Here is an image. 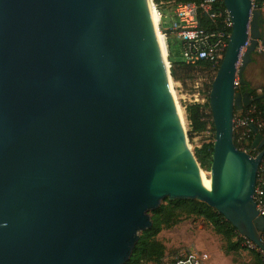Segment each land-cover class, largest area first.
<instances>
[{
	"label": "water",
	"instance_id": "water-1",
	"mask_svg": "<svg viewBox=\"0 0 264 264\" xmlns=\"http://www.w3.org/2000/svg\"><path fill=\"white\" fill-rule=\"evenodd\" d=\"M223 2L233 25L209 93V188L149 0H0V264H126L167 198L206 202L264 250V134L250 125L255 156L234 139L235 112L264 99L235 85L264 47V9Z\"/></svg>",
	"mask_w": 264,
	"mask_h": 264
},
{
	"label": "built area",
	"instance_id": "built-area-1",
	"mask_svg": "<svg viewBox=\"0 0 264 264\" xmlns=\"http://www.w3.org/2000/svg\"><path fill=\"white\" fill-rule=\"evenodd\" d=\"M252 2L255 6L259 0H252ZM176 5L173 10L174 19L172 23L165 26L164 13L156 2L161 14L160 28L166 37L168 49H170V37L173 35V38L181 41V56L187 65L198 68L202 67L203 62H206L211 68L219 69L228 47L233 25L232 17L227 8H222L219 0H200L198 3L179 2ZM202 19L207 20L210 26H203L201 24ZM249 44L250 41L248 40L241 48L238 66L242 63L243 54ZM235 85L236 88L241 85L238 76ZM191 97V102H207L206 96H201L200 90L193 93ZM205 120L208 121L206 129L208 130L213 121V115L210 114L209 110H206ZM251 124L256 125L258 130L264 134V117L254 103L235 112L234 128L238 134V143L241 146L239 148L255 156L259 150L252 146L256 133L250 127ZM254 200L259 214L264 216V155L257 173ZM245 238L247 246L259 250L264 260V250L248 237ZM209 258L210 255L207 252L186 249L164 264H204Z\"/></svg>",
	"mask_w": 264,
	"mask_h": 264
},
{
	"label": "trees",
	"instance_id": "trees-1",
	"mask_svg": "<svg viewBox=\"0 0 264 264\" xmlns=\"http://www.w3.org/2000/svg\"><path fill=\"white\" fill-rule=\"evenodd\" d=\"M159 2L160 0H155ZM179 2H200V0H178ZM220 1V6L225 8L223 0ZM201 24L203 26H210L207 20L202 19ZM168 58L171 62V73L174 79L185 80L188 78L193 70L194 66L187 65L181 57H178L180 51L173 52L170 46L168 49ZM211 68V66L203 62L202 67ZM219 69H216L218 71ZM212 85V84H211ZM238 91L245 92L250 91L252 96L257 97L258 94L255 89L248 88L247 85L241 84ZM257 105L258 109L261 111L264 117V99H257L253 102ZM185 109L187 113V118L189 120V135L200 134L207 129L208 121L205 120L206 110L211 112L209 105V94L207 97V102H188L185 104ZM213 129L214 122H211ZM235 143L238 147H241L238 143V134H234ZM214 151V140L205 142L201 148L196 150V155L202 164V167L210 170L212 164V155ZM152 219V226L141 231L140 237L134 247L131 258L126 264H142V262L153 261L156 264H164V255L166 247L159 241L156 237L158 234L166 227H171L176 225L181 221L183 216L187 215H197L203 217L207 220L214 228V230L221 234L226 239V250L236 251L242 248H247L253 254V261L249 264H264V260L261 256L259 250L251 248L247 245H243L246 238L240 235L237 228L228 221L225 216L218 212L216 209L211 207L204 201L196 199H174L169 198L156 209L150 212ZM261 235L264 238V231H261Z\"/></svg>",
	"mask_w": 264,
	"mask_h": 264
},
{
	"label": "rangeland",
	"instance_id": "rangeland-1",
	"mask_svg": "<svg viewBox=\"0 0 264 264\" xmlns=\"http://www.w3.org/2000/svg\"><path fill=\"white\" fill-rule=\"evenodd\" d=\"M156 4V1L153 0ZM158 7L164 13L165 26L172 23L174 19V9L179 3L178 0H160ZM170 35V34H169ZM173 36V35H172ZM170 37V46L173 52L180 51L178 57H181V41ZM263 58H259V61L255 63V68L264 71ZM218 71L213 68L198 67L193 70L191 75L185 80H175V94L176 104L179 105L182 114L184 116V133L186 135L188 146L195 152L205 142H209L215 139V129L212 124L208 130L200 134L189 135V120L185 109V104L191 102V95L200 90L201 96L208 97L211 90V84ZM249 70L244 72V77L252 80L253 89L258 94L264 93V82L257 76H251ZM253 77V78H252ZM199 87V88H197ZM203 170L209 176L210 170L203 167ZM165 201V200H164ZM163 201V202H164ZM162 202V203H163ZM240 233V232H239ZM244 238L246 236L242 235ZM161 241L165 247L164 262L170 261L177 257L182 251L186 249H195L196 251L207 252L210 258L204 262V264H249L253 261V254L247 248H242L234 251L226 250V239L218 234L213 226L201 216L187 215L183 216L181 221L174 226L164 228L156 237ZM246 241V240H245ZM244 241L243 245H247ZM142 264H156L153 261L142 262Z\"/></svg>",
	"mask_w": 264,
	"mask_h": 264
},
{
	"label": "bare ground",
	"instance_id": "bare-ground-1",
	"mask_svg": "<svg viewBox=\"0 0 264 264\" xmlns=\"http://www.w3.org/2000/svg\"><path fill=\"white\" fill-rule=\"evenodd\" d=\"M149 3H150L151 13H152V19H153L154 25L157 29L158 40H159V44H160L162 57H163L165 67H166L168 75H169V83H170V89H171L172 97H173V100H174V103L176 106L178 117H179L181 125L184 129V123H185L184 122V116L182 114V111H181L179 105L176 104L177 99H176V94H175L176 92H175V88H174V85L176 83H175V80H174L172 73H171V62L168 58V55H169L168 54L169 53L168 52V45H167L166 37L160 28L161 14H160L158 7L156 6V4L154 3L153 0H149ZM202 179H203L204 184L207 187H209V188L212 187V179L210 178V176H207V174L205 173L204 170H202Z\"/></svg>",
	"mask_w": 264,
	"mask_h": 264
},
{
	"label": "crops",
	"instance_id": "crops-1",
	"mask_svg": "<svg viewBox=\"0 0 264 264\" xmlns=\"http://www.w3.org/2000/svg\"><path fill=\"white\" fill-rule=\"evenodd\" d=\"M259 2L262 4V7L264 9V0H259ZM259 58H263L262 60L264 61V47L256 50V52L253 54V60L248 64L245 72L249 70L251 76H257L262 82H264V71L258 70L259 67L255 68V63L259 61ZM245 80L248 83L249 88L253 89V87H251L252 80L248 79L247 76L245 77Z\"/></svg>",
	"mask_w": 264,
	"mask_h": 264
},
{
	"label": "flooded vegetation",
	"instance_id": "flooded-vegetation-1",
	"mask_svg": "<svg viewBox=\"0 0 264 264\" xmlns=\"http://www.w3.org/2000/svg\"><path fill=\"white\" fill-rule=\"evenodd\" d=\"M245 85H247V87L249 88V85H248V83L246 82V84ZM249 91V90H248Z\"/></svg>",
	"mask_w": 264,
	"mask_h": 264
}]
</instances>
